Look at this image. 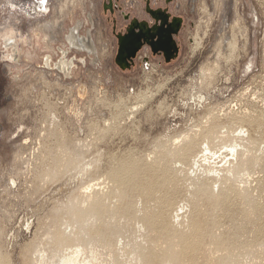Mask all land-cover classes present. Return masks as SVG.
Instances as JSON below:
<instances>
[{
	"label": "rangeland",
	"instance_id": "374dc122",
	"mask_svg": "<svg viewBox=\"0 0 264 264\" xmlns=\"http://www.w3.org/2000/svg\"><path fill=\"white\" fill-rule=\"evenodd\" d=\"M54 1L94 51L0 61V264H264V0L172 2L178 55L125 69L121 11Z\"/></svg>",
	"mask_w": 264,
	"mask_h": 264
},
{
	"label": "bare ground",
	"instance_id": "6f19581e",
	"mask_svg": "<svg viewBox=\"0 0 264 264\" xmlns=\"http://www.w3.org/2000/svg\"><path fill=\"white\" fill-rule=\"evenodd\" d=\"M57 2L55 0L54 5ZM39 4L43 6L40 7ZM2 6L9 9L10 18L3 24L0 17V61L5 63L9 73L14 77L18 78L19 72L22 71V59L27 61L25 62L27 64L34 57L40 55L41 61L49 69L53 67L58 71L67 72L74 65V58L67 55L68 46L70 49L79 47L94 51V43L91 38L84 37L87 35L80 36L78 27L71 26L72 28L65 35V49L64 47L59 49L60 54L58 51L56 52L53 43L57 41L55 33L58 30V24L52 18L47 20L44 17L48 9L47 0H0V13L3 11ZM23 18H27L26 21L29 23L30 29L24 30L20 26ZM37 48L42 52L38 53Z\"/></svg>",
	"mask_w": 264,
	"mask_h": 264
},
{
	"label": "water",
	"instance_id": "95a60500",
	"mask_svg": "<svg viewBox=\"0 0 264 264\" xmlns=\"http://www.w3.org/2000/svg\"><path fill=\"white\" fill-rule=\"evenodd\" d=\"M157 11L161 12L159 17L154 15ZM147 12L151 22L134 18L125 33L116 35L117 50L114 60L121 69L129 68L143 47H147L153 54L162 53L165 62H170L179 53L175 36L181 29L182 18L178 17L179 23L174 24V17L170 19V14L165 9L147 8Z\"/></svg>",
	"mask_w": 264,
	"mask_h": 264
},
{
	"label": "built area",
	"instance_id": "2783aa9c",
	"mask_svg": "<svg viewBox=\"0 0 264 264\" xmlns=\"http://www.w3.org/2000/svg\"><path fill=\"white\" fill-rule=\"evenodd\" d=\"M144 1H145V5L146 6L144 7V5L142 4V8L139 7L140 4L138 3V0H124L123 1L124 3H121L119 0H116V1L113 0L112 5H113V8L115 10H119L121 12H127V11H129V9H133V8L136 7L137 11H138V14H140V12L144 13L150 19V22L152 20H151L150 16L147 15V14H149L147 12V8L148 7H150V9H152V10H156L157 8L165 9L171 16L175 15V16H179V17L182 18V16L179 13L170 12L169 8L167 7V5H169L170 3L173 2L175 7L179 8L180 7V5H179L180 3H178L177 0H144ZM138 19H141V18H138ZM182 23H183V18H182ZM145 48H147V47H145ZM147 59L148 58L146 57L144 60H147Z\"/></svg>",
	"mask_w": 264,
	"mask_h": 264
},
{
	"label": "flooded vegetation",
	"instance_id": "af4514ba",
	"mask_svg": "<svg viewBox=\"0 0 264 264\" xmlns=\"http://www.w3.org/2000/svg\"><path fill=\"white\" fill-rule=\"evenodd\" d=\"M36 1V0H35ZM114 1H116V0H114ZM112 3H113V0H105L104 2H103V8L105 9V10H110L111 12H114V11H117V10H115L114 8H113V5H112ZM51 4H52V0H47V5H48V9H47V12H46V15L48 14V12L50 11V9H51ZM40 5V4H39ZM143 5H144V7L146 6L145 5V1L143 2ZM36 6L38 7V4H36ZM43 5L41 4L40 5V7H42ZM111 6V8H109ZM6 8V6H2V9H3V11H1V16H4V15H6L7 13H8V10L9 9H5ZM149 9H150V7H148ZM17 9V8H16ZM160 11H157L154 15L155 16H157V17H159L160 16ZM120 14L122 15L121 17H122V19L126 22V25L124 26V32L123 33H125L126 32V29L128 28V26H130V23H131V21H132V19H134V18H136V17H133L132 16V14H131V12L130 11H127V12H120ZM45 15V16H46ZM147 15H150V14H147ZM159 15V16H158ZM44 16V17H45ZM174 17V19H173V22H174V24H178L179 23V16H175V15H170V19H172ZM2 18V17H1ZM47 20H49V19H47ZM138 20H144V19H138ZM142 24L143 23H145V21L144 22H141ZM155 27H156V24L154 25ZM153 54V53H152ZM159 55H161L162 57H163V59H164V56L162 55V53H160ZM134 61V60H133ZM145 62H146V64H149V60L147 59V60H145Z\"/></svg>",
	"mask_w": 264,
	"mask_h": 264
}]
</instances>
